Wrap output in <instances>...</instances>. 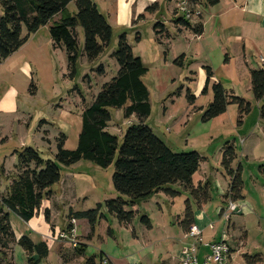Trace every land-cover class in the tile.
Returning <instances> with one entry per match:
<instances>
[{
    "label": "rangeland",
    "instance_id": "obj_1",
    "mask_svg": "<svg viewBox=\"0 0 264 264\" xmlns=\"http://www.w3.org/2000/svg\"><path fill=\"white\" fill-rule=\"evenodd\" d=\"M92 1L111 25L113 39L107 52L90 63L84 53L85 32L77 27L80 56L75 76L70 75L65 50L53 47L49 27H42L19 51L0 63V195L8 196L16 180L18 152L32 148L44 161L55 162L62 136L66 137L65 149L78 147L82 113L117 75L119 67L113 55L120 36L126 34L135 56L148 69L143 82L149 92L151 114L145 124L174 153L197 152L205 159L202 169L209 178L210 201L199 206L180 185H171L168 188L178 195L162 192L134 207L127 205L125 211L134 212L135 217L131 224L124 225L105 207L109 200L128 201L114 189V165L103 169L82 160L70 167L59 165L61 181L49 190L52 194L43 199L28 224L11 215L14 233L19 238L45 240L50 253L41 264H86L92 258L98 264L101 258L108 259L107 264H165L182 251L180 221L189 201L198 227L214 226L206 230L204 242L228 237L236 252L226 264H248L245 255L259 256L264 264V129L260 103L251 91L250 75L245 73L246 63L258 69L261 59L250 47L244 49L240 40L263 42L264 48L263 19L239 9L245 0H237L235 11L226 1L214 8L206 3L204 7L203 0H190L189 8L199 14H193L190 23L198 26L205 15L204 33L195 36L193 31L173 25L184 19L178 14V5L184 0L178 5L176 0H159L160 11L155 13L145 12L153 0ZM67 11L77 15L76 3L69 4ZM140 15L144 18L138 21ZM59 20L57 16L53 22ZM158 23L165 24V33L162 29L154 31ZM207 67L213 72L209 83ZM102 68L105 76L100 74ZM215 83L249 103L250 113L240 118L238 106L233 104L225 114L204 122V113L213 102ZM189 92L196 98L193 106L188 101ZM109 112L112 120L107 131L120 144L130 125L139 121L136 117L125 119L122 109ZM228 143L234 144L237 159L232 168L241 169L243 182V199L236 202L240 212L231 214L230 220L220 214L225 195L221 198L218 194L219 187L227 193L231 181L222 166L223 149ZM225 201L224 207L232 200ZM99 204L103 208L94 230L87 220L76 223L79 247L86 249L80 256L71 245L60 242L59 235L68 228L73 213L95 210ZM143 217H148L152 227L142 221ZM235 242L241 246L235 247ZM198 249L200 253L205 251L202 246ZM7 259L13 264H32L18 244L7 252Z\"/></svg>",
    "mask_w": 264,
    "mask_h": 264
},
{
    "label": "trees",
    "instance_id": "obj_2",
    "mask_svg": "<svg viewBox=\"0 0 264 264\" xmlns=\"http://www.w3.org/2000/svg\"><path fill=\"white\" fill-rule=\"evenodd\" d=\"M206 1L211 6L219 3V0ZM72 2L76 3L78 9L75 16L67 11ZM0 4L3 8V15L0 17V63L19 51L42 27L50 24L53 47L65 50L71 77L76 74L80 56L77 27L83 28L85 32L84 53L90 63L97 61L111 46L113 29L92 0H0ZM159 10V4L154 3L145 12L155 13ZM57 16H60V20L53 22ZM143 18L144 15H140L138 21ZM175 24L193 31L196 36L203 34L202 22L193 26L190 21L180 19ZM158 29L165 33L163 24L158 23L154 31L157 32ZM137 40L140 41L139 36ZM113 57L119 67L117 75L104 85L93 103L84 109L78 147L72 151L65 149L66 137L62 136L55 162L44 161L32 148L17 153L16 180L11 184L8 196L0 195L4 196L0 198V264H13L7 259V252L15 244L22 247L32 264H41L48 258L50 250L46 242L36 243L27 236L17 240L10 217L16 215L28 223L36 216L43 199L52 194L49 190L61 181L60 166L70 167L82 160L103 169L114 165V189L119 195L128 197V201L122 198L109 200L105 202V207L124 225L131 224L135 217L134 212L125 211L127 205L134 207L160 192L172 197L178 195L168 188L171 185H180L199 206L210 201L209 182L199 184L198 187L193 184V177L204 161L202 156L197 152L174 153L145 124L151 114L149 92L143 82L148 69L135 56L126 34L120 36ZM206 72L209 83L213 72L209 67ZM100 74L105 76L103 68ZM250 77L251 91L260 103V119L264 122V103H261L264 100V69L251 71ZM213 93V102L203 116L204 122L225 114L233 104L238 106L240 118L250 113V104L233 96L234 93L225 89L222 84L215 83ZM188 101L191 106L195 105L196 98L190 92ZM109 109H122L125 119L136 117L139 121L137 125H130L120 144L119 139L107 131L112 120ZM236 159L234 144L228 143L223 149L222 166L230 177L231 184L224 200L231 199L235 203L243 199L241 169L235 171L232 168ZM102 208L103 205L99 204L95 210L73 213L74 218L71 219L87 220L94 230ZM46 215L49 222L48 212ZM142 221L151 227L148 217H143ZM194 223L193 210L188 201L180 225L189 234ZM76 251L78 255L84 256L86 249L78 247ZM244 258L248 264L262 263L259 256L251 258L245 255ZM103 262L101 258L100 264ZM85 263L98 264L93 258Z\"/></svg>",
    "mask_w": 264,
    "mask_h": 264
},
{
    "label": "crops",
    "instance_id": "obj_3",
    "mask_svg": "<svg viewBox=\"0 0 264 264\" xmlns=\"http://www.w3.org/2000/svg\"><path fill=\"white\" fill-rule=\"evenodd\" d=\"M179 1L180 0H176V3H177V5H178V3H179ZM197 1V0H196ZM223 1H226L228 4H231L230 6H231V10L232 11H235V10H238V1L237 0H219V3L217 4V5H215L214 6V8H216V7H219L222 3H223ZM170 2H173L172 0L170 1ZM154 3H159V0H153V3H151L150 5H146V7L148 8V7H150V6H152ZM205 3L207 4V6H208V3H207V1L206 0H203V3L202 4H204L203 6L204 7H207V6H205ZM198 4V3H197ZM97 5V4H96ZM160 5V4H159ZM209 6H211V5H209ZM199 7H201L200 5H199ZM240 8L239 9H241V11L242 12H245V13H247V11H249V12H252V13H254V14H258L257 16H260L262 19H263V25H264V0H245V2H244V4L243 5H241V6H239ZM146 8V9H147ZM177 7H175L174 9H173V11L176 9ZM145 9V10H146ZM160 11V10H159ZM174 13V12H173ZM201 13V12H200ZM203 13H204V11H203ZM261 14V15H260ZM176 16V15H175ZM202 24H203V33H204V22H205V15L204 16H202ZM161 24H163L164 26H165V24L164 23H161ZM174 25V27L175 28H177V29H181V30H183L184 31V29H182V27L180 26V25H177V24H173ZM46 27H49L50 28V25H48V26H46ZM166 27V26H165ZM42 30V29H41ZM40 32V31H39ZM37 35V33L36 34H34L33 36H36ZM196 36V35H195ZM240 38V37H239ZM240 40L242 41L241 43H243L244 45H243V47H244V49H247L248 47H250L253 51H254V53H255V55H256V57L257 58H260L261 59V67H258V69L257 68H252L251 67V65H250V63H246V66H247V70H248V72H247V70L245 69V73H247V74H249L250 75V73H251V71H253V70H259V69H264V48H263V44H261V43H263V42H261V43H258V44H260V46L255 42V41H253V40H248V41H243L241 38H240ZM52 41V40H51ZM52 44H53V42H52ZM249 50V49H248ZM227 62H228V59H227ZM251 78V77H250ZM262 124H263V129H264V122L263 121H260ZM204 159V158H203ZM204 161H205V159H204ZM208 180H209V178L207 177V175L204 173V170L202 169V165H201V168H200V170H199V172L193 177V184L196 186V187H198L199 186V184H204L205 182H208ZM230 184H231V181H230V183H229V185H228V189L230 188ZM182 188V187H181ZM227 189V190H228ZM229 191V190H228ZM227 191V192H228ZM160 193H162V192H160ZM159 193V194H160ZM218 194L221 196V198L224 196V195H226L227 193H226V191H224L223 189H221L220 187L218 188ZM222 202H223V205L221 206L220 205V207H221V209H222V207H224L227 203H226V201L223 199L222 200ZM240 207V206H239ZM220 209V208H219ZM239 211H240V209H239ZM17 219H20L19 217H17L16 215H14ZM10 219H11V217H10ZM20 221H23L22 219H20ZM76 221H78V220H76ZM181 222V221H180ZM26 223V222H25ZM28 224V223H27ZM12 225V224H11ZM194 225L195 226H197L198 227V222H196V220H195V223H194ZM152 227V226H151ZM199 228V227H198ZM208 228H210V229H214V226L213 225H211L210 227H205V228H199L201 231H202V233H201V236H200V238H201V243H199L198 245H199V248H200V246H202V249H204L205 251H202V253H200V251L198 252V253H200L199 254V257H200V259H203L206 255H208L209 253H210V248L209 247H207V245H212L213 243H215V242H218L217 240H216V238H213L212 239V241H210V242H204V235H205V233H206V230L208 229ZM227 230H228V234H229V227L227 228ZM16 235V234H15ZM183 248L181 249V250H183L185 247H188V246H190V245H193V244H195L196 243V238L195 237H193V236H191L190 234H186L184 231H183ZM20 236V235H19ZM19 236L17 237L16 236V238H17V240H19L20 238H19ZM190 238V239H189ZM192 238V239H191ZM228 238V237H227ZM48 239V238H47ZM33 240V239H32ZM189 240H192L193 242H189ZM34 242H40V241H35V240H33ZM41 241H43V242H45V240H41ZM229 242V241H228ZM234 245H235V247H236V245H239V246H241V243H234ZM233 246H231L230 245V248H231V254H234L236 251H235V249H233L232 248ZM199 250V249H198ZM237 250V249H236ZM182 251L181 252H179V255H178V257L176 258V257H172L171 258V260H169L168 262H166L165 264H180V262H181V260H182ZM231 254L229 255V258H230V256H231ZM232 257V256H231Z\"/></svg>",
    "mask_w": 264,
    "mask_h": 264
},
{
    "label": "built area",
    "instance_id": "obj_4",
    "mask_svg": "<svg viewBox=\"0 0 264 264\" xmlns=\"http://www.w3.org/2000/svg\"><path fill=\"white\" fill-rule=\"evenodd\" d=\"M189 1L190 0H184L178 5V14L181 13L184 19L187 21L191 20L193 14H196L192 9L189 8ZM235 212L240 211L237 204L233 201H230L226 207L220 210V214L226 220H230L231 214ZM76 223L77 221L75 219L71 220L68 228H66V230L59 235L60 242L71 245L73 249H77L79 247ZM201 233L202 231L197 226L194 225L191 228L189 234L195 237L197 241L195 244L185 247L182 250V260L180 264H226L229 255L231 254V248L228 243L227 237L223 236L221 241L215 242L212 245H207V247L210 248V253L203 259H200L198 253V244L202 241L200 238ZM107 263H109V261L108 259H105L103 264Z\"/></svg>",
    "mask_w": 264,
    "mask_h": 264
}]
</instances>
